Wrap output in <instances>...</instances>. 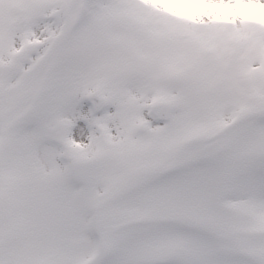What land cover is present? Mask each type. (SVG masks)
Returning <instances> with one entry per match:
<instances>
[{
	"label": "snow or ice",
	"instance_id": "6c2138e0",
	"mask_svg": "<svg viewBox=\"0 0 264 264\" xmlns=\"http://www.w3.org/2000/svg\"><path fill=\"white\" fill-rule=\"evenodd\" d=\"M0 264H264V0H0Z\"/></svg>",
	"mask_w": 264,
	"mask_h": 264
}]
</instances>
